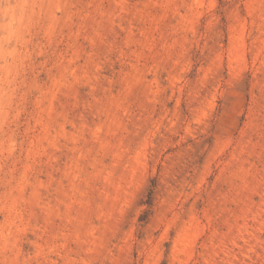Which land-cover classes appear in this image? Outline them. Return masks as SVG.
I'll use <instances>...</instances> for the list:
<instances>
[{"label":"rangeland","instance_id":"rangeland-1","mask_svg":"<svg viewBox=\"0 0 264 264\" xmlns=\"http://www.w3.org/2000/svg\"><path fill=\"white\" fill-rule=\"evenodd\" d=\"M0 264H264V0H0Z\"/></svg>","mask_w":264,"mask_h":264}]
</instances>
